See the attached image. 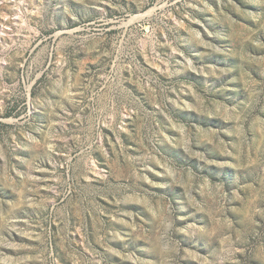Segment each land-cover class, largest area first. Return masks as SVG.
I'll list each match as a JSON object with an SVG mask.
<instances>
[{"label":"rangeland","instance_id":"1","mask_svg":"<svg viewBox=\"0 0 264 264\" xmlns=\"http://www.w3.org/2000/svg\"><path fill=\"white\" fill-rule=\"evenodd\" d=\"M0 264H264V0H0Z\"/></svg>","mask_w":264,"mask_h":264},{"label":"clouds","instance_id":"2","mask_svg":"<svg viewBox=\"0 0 264 264\" xmlns=\"http://www.w3.org/2000/svg\"><path fill=\"white\" fill-rule=\"evenodd\" d=\"M167 228L169 229V230H171V228H172V225H171V223H169L168 225H167ZM172 241H168V242H166L165 244H164V246H163V250L164 251H168L169 249H170V247H171V245H172Z\"/></svg>","mask_w":264,"mask_h":264}]
</instances>
